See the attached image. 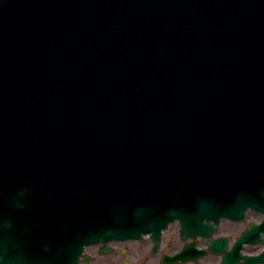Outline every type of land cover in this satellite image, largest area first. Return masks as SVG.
Wrapping results in <instances>:
<instances>
[{
    "label": "water",
    "instance_id": "95a60500",
    "mask_svg": "<svg viewBox=\"0 0 264 264\" xmlns=\"http://www.w3.org/2000/svg\"><path fill=\"white\" fill-rule=\"evenodd\" d=\"M141 2L144 10L137 9L141 17L136 23L124 24L114 19L109 24L103 21L102 12L105 8L108 11L109 5L122 8L117 0H0V137L6 133L4 137L7 140L13 139L16 132L12 125L7 124L15 121L20 123V127L26 125L30 146H54L57 141V149L61 148V143L63 150L81 148L86 144L95 145L93 138L95 141L99 139L100 130H95L91 123L94 119L98 122L105 120L120 136H127L135 125L131 117L139 118L141 91L149 86L155 91L160 88L165 90L156 81L145 80L146 73L140 75L136 72L147 67L159 73L162 63L168 61L170 64L166 67H172L171 60L174 58L168 54V41L174 38V34L170 37L171 26L161 17L172 25H181L180 20H186L191 26L189 31H183L185 37L210 32L211 41L196 39L206 45L212 42V48L217 50L214 59L219 62L214 75L219 91L232 81L237 83V79L239 83L251 84V91L241 92L245 97L251 93L254 95L250 102L244 99L245 113L264 112V0ZM132 5L129 3L128 7ZM86 11H92L98 17L92 19L91 12L88 15ZM228 13H232L234 18ZM147 15L159 19L161 30L153 28L150 24L153 16L149 19ZM94 21L104 28L100 35L87 28ZM126 26L132 30L126 29ZM172 29H177V26ZM67 34L70 41L65 38ZM90 52H95L96 57L89 56ZM164 76L171 80L169 74ZM78 79L89 83H80ZM134 80L137 83L131 82ZM165 96L175 98L173 92ZM45 107L46 111H43ZM226 111L228 116H225ZM233 116L229 106L219 109V106L211 105L195 121L202 125L206 133L214 134L219 129L233 126ZM243 122L242 116L237 124ZM260 123L263 124L264 120ZM254 128L255 125L250 124L240 132ZM146 135L152 136L150 131H146ZM10 143L2 141L0 147L3 149L5 144ZM259 145L257 141L254 147L247 150L246 161L251 160L252 164L244 169V194H241L242 189L236 190L240 198L231 206H223L222 211L211 208L215 199H208L207 196L171 210L161 202L158 209L133 210L114 218H93L90 215L83 228L96 224L97 227L84 230L85 237L76 232V237L60 239L54 235L47 237L49 231L34 232L36 230L27 228H33L36 222L31 216L72 220L70 216H61L62 208L57 213V194H48L51 190L63 188L59 183L62 164L53 162L49 152L42 149L37 154H30L27 158V178L34 180L29 193L28 184H9L4 178L5 160L6 163L0 164V264H78L85 245L103 242L105 247L108 241L139 239L145 233L158 240L161 230L175 219L180 221L183 234L194 236L203 219L211 218L215 222L222 216L241 219L248 208L264 213V165L261 166L264 158L262 160V155L255 153ZM137 167L134 171L123 165L117 176L122 179L133 176L129 188L141 191L149 185V175L145 171L137 175ZM157 182L161 183V180ZM157 182L152 196L148 198L150 202L155 201L154 193L158 198L161 196L162 190ZM197 186L200 188H193L192 191L206 192L212 185ZM126 193L130 191L119 188L117 195L124 197ZM34 196H48L52 200L40 199L35 207L29 202ZM43 207L46 214L36 217L34 211H43ZM210 209L214 211L208 213ZM16 219L20 225L14 223ZM133 223L137 225L131 229L123 228ZM21 230L23 233H20ZM215 248H222V243H217ZM86 261L87 258L84 263Z\"/></svg>",
    "mask_w": 264,
    "mask_h": 264
},
{
    "label": "bare ground",
    "instance_id": "6f19581e",
    "mask_svg": "<svg viewBox=\"0 0 264 264\" xmlns=\"http://www.w3.org/2000/svg\"><path fill=\"white\" fill-rule=\"evenodd\" d=\"M79 3V2H78ZM91 12V14H90V16H91V18L92 19H95V18H97L98 17V14H96V13H94V12H92V11H86L85 13H87L88 15H89V13ZM108 13L109 14H112V13H110L109 11H108ZM106 17L108 18L109 16L108 15H106ZM110 20H112V15H110ZM87 28L89 29H91L92 30V32L94 33V34H97V35H100V33L99 32H101V30L102 29H104L103 28V26L101 25V24H97V22L96 21H94V23L93 24H89L88 26H87ZM69 35H71L72 36V34L71 33H68ZM66 35V39H68L69 38V35ZM68 41H70V39H68ZM207 41H210L209 39H207ZM203 48L205 49V51L204 52H202V48L200 49V47H199V49H198V51H199V53L201 54V55H204V56H206V57H208V58H210V57H212V56H217L215 53H217V50L216 49H209L210 48V46H206L205 45V47L203 46ZM206 49L208 50L207 52H206ZM183 51L185 52V53H187L186 52V48L185 47H183ZM116 52H114L113 54H115ZM198 53V52H197ZM96 53L95 52H90V54H89V56H94ZM117 54V53H116ZM94 57H96V55L94 56ZM104 57H107L106 55H104ZM197 57V56H196ZM195 57V58H196ZM188 58V60H186V62L188 63L187 65H190V66H192L195 70H197V74H196V72H194V75H200V67H199V65L197 64V62H195L194 61V56H188L187 57ZM216 59H217V57H215ZM219 61L217 60L216 61V63H218ZM124 67V66H123ZM146 69H147V67H146ZM126 70H128V69H126ZM210 71H213V70H210ZM138 73H139V71H137ZM148 74H151L150 75V78L153 80V78L155 79V74L154 73H152V72H150V73H148ZM193 75V74H192ZM191 75V76H192ZM169 89L170 90H172V88H170L169 87ZM94 92L96 93V90H94ZM181 94L185 97V98H188L189 100L191 99V98H193L192 97V95H191V92L189 91V89H188V91H186V90H182L181 91ZM144 109V108H143ZM145 110V109H144ZM156 112L157 111H154L153 112V114L155 115L156 114ZM190 112V111H189ZM201 111H199V110H195V111H193V113H196V114H199ZM188 113V112H187ZM152 114V115H153ZM158 117V115H155L153 118H157ZM189 118H192V116L190 115L189 116ZM198 117H195V118H193V120H195V119H197ZM194 123V122H193ZM193 123L191 124V123H186V125H189V130L191 129V127H192V125H193ZM204 131V130H203ZM203 131H201L200 132V130H197V132H198V134H199V132H200V135L202 134V132ZM189 133V132H188ZM187 133V134H188ZM187 134H185V133H181V132H178L177 133V135H178V137L181 139V141L180 142H182V143H186V145H189L190 143H192L191 141V138L187 135ZM187 135V136H186ZM186 136V138H187V141L185 140L186 138H184ZM178 139V138H177ZM191 145V144H190ZM138 146H137V144H133L132 145V148L135 150V148H137ZM176 148V147H175ZM141 149V148H140ZM179 150L181 149L180 147L178 148ZM211 148L210 147H208V148H206L205 150L207 151V150H210ZM182 152H184V150L182 149L181 150ZM181 152V153H182ZM3 153V152H2ZM139 156V155H138ZM153 167V165H150V166H148V168H147V170L148 171H154V170H152L151 168ZM225 181L226 182H228V183H232V180H234V179H237V175H236V173L233 171H225ZM220 190V192H221V190L222 189H219ZM223 191V190H222ZM75 192H78L79 193V191L76 189V191H75V188L72 186V185H70L69 186V184H67V185H65V193L67 194V197H69V198H71L73 195H74V193ZM103 192V194H105L104 193V191H102ZM103 194H100V197H102V196H104ZM109 194H111V195H113V193L112 192H110ZM221 194V193H220ZM132 196V195H131ZM130 196V198H129V202L131 203V202H133L135 205H137L138 203L136 202V201H138V199H136L135 197H131ZM152 196V193L150 192V191H147V193H146V195H145V197H151ZM81 197H82V195H81ZM154 198V197H153ZM152 198V199H153ZM35 199V201H36V203H39V198H34ZM93 201H95V203H97L101 198H99L98 197V195L95 197L94 195H93ZM155 199V198H154ZM82 200H83V197H82ZM166 200H168V199H166ZM86 201H89V199L87 198V200H85V201H83V203L84 204H86ZM24 203H26V201H24ZM125 204L126 205H128V203L125 201ZM91 205H93V202L91 203ZM129 206V205H128ZM98 211H99V209L98 208H96V215L98 214ZM109 213H110V215L111 216H114V214H115V211L114 210H110L109 211Z\"/></svg>",
    "mask_w": 264,
    "mask_h": 264
},
{
    "label": "rangeland",
    "instance_id": "374dc122",
    "mask_svg": "<svg viewBox=\"0 0 264 264\" xmlns=\"http://www.w3.org/2000/svg\"><path fill=\"white\" fill-rule=\"evenodd\" d=\"M258 219V217L256 218L255 215H250V217H248L247 221L243 222V223H231L229 221H226V220H223L220 222V228L222 230L221 233H225L228 231H232L236 229V231L233 233H230L232 236L240 231L241 229L244 228V226L249 222V221H252V220H256ZM178 226H177V223H174L172 225H170L168 227V231L165 232L163 234L164 236V241H167L168 239L172 240L173 241V247L175 246V248L180 244L179 242V239H178ZM142 246L144 247L143 244L141 243H131V242H126V243H121L119 244V246H117L118 248H124L126 249L125 252H124V255L123 256H118V255H104V256H98V255H93L94 258H93V261L90 262L89 264H122V262L124 260L130 262L131 264H157V258L155 257L154 258H150V259H145L144 256L143 257H137V249H142ZM254 249H257L259 250L260 247L259 246H245L244 248V252L245 253H249V252H252V250ZM94 250L93 247L92 248H87V250H85V253L86 254H94ZM163 250V247L162 249ZM117 257V258H114V257ZM99 259L103 260V261H100ZM98 260V261H97ZM215 261H217V259H215Z\"/></svg>",
    "mask_w": 264,
    "mask_h": 264
},
{
    "label": "flooded vegetation",
    "instance_id": "af4514ba",
    "mask_svg": "<svg viewBox=\"0 0 264 264\" xmlns=\"http://www.w3.org/2000/svg\"><path fill=\"white\" fill-rule=\"evenodd\" d=\"M247 227V226H246ZM233 231L235 232L236 231V229L235 230H230V231H227V232H225V234H223L225 237H227L228 238V243H229V245H231L232 243H233V241H234V239H231V237H232V235L230 234V233H233ZM218 232V231H217ZM217 232H215V233H217ZM212 236L213 237H217L215 234L213 235L212 234ZM220 236H222V235H220ZM149 242V241H148ZM148 242H143V243H148ZM149 244H150V242H149ZM161 244H164L166 247L168 246V248H170V245H171V243H170V241L169 242H164V241H161ZM198 244L200 245L199 246V248L200 249H204V250H206L207 249V246H206V244L204 243V240L202 239V238H200L199 239V241H198ZM151 245V244H150ZM260 250H252V253H256V252H259ZM219 258H217V256L215 255V254H213V253H210V252H207V255H205L202 259H201V263L202 264H219V261H220V256H218ZM215 259H217V261H215ZM258 264H260V263H258Z\"/></svg>",
    "mask_w": 264,
    "mask_h": 264
}]
</instances>
